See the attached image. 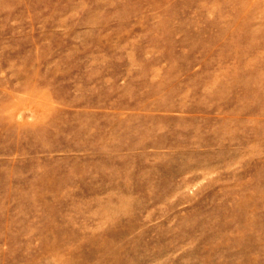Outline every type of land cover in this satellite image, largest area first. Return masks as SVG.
<instances>
[{
  "label": "rangeland",
  "instance_id": "rangeland-1",
  "mask_svg": "<svg viewBox=\"0 0 264 264\" xmlns=\"http://www.w3.org/2000/svg\"><path fill=\"white\" fill-rule=\"evenodd\" d=\"M0 264H264V0H0Z\"/></svg>",
  "mask_w": 264,
  "mask_h": 264
}]
</instances>
